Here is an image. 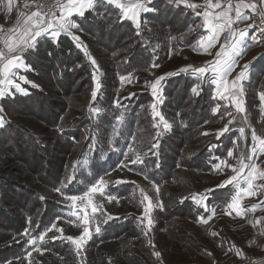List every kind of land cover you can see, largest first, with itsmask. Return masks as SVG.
Here are the masks:
<instances>
[{
	"label": "trees",
	"instance_id": "1",
	"mask_svg": "<svg viewBox=\"0 0 264 264\" xmlns=\"http://www.w3.org/2000/svg\"><path fill=\"white\" fill-rule=\"evenodd\" d=\"M101 1L97 0L89 12L73 19V23L82 29L81 38L88 49H107L105 54L94 52L103 76L93 68L83 41L78 40L76 45L71 36H63L57 45L43 41L25 53L38 87L27 89V95L7 96L1 101L0 264H88L95 262V255L101 257L100 264H108L116 256L110 253L112 248L118 250L129 236L144 230L137 214L113 216L101 207L100 231L90 232L79 251L64 239L66 236L39 242L40 235L65 217L67 195H82L125 163L129 172L143 182L162 187L177 178L179 169L212 176L218 172L216 158H222L231 145L224 136L214 157L209 152L212 134L206 135L207 129L224 116L213 113L220 103L213 97L208 76L197 80L195 74L186 73L166 80L158 108L162 119L153 118L148 108L138 112L140 106L148 107L153 102L148 90L138 96L130 94L125 107L113 106L118 99V76L152 71L167 56L166 44L170 42L159 40L157 45L149 29L167 31L174 40L172 46L181 51L196 50L195 44L203 32L197 31L190 38L179 36L183 31L180 26L166 25L157 13L149 12H164L160 5L164 6L165 0L148 5L141 14L139 28L125 19L119 8L100 4ZM168 10L172 19L176 9L172 6ZM85 22L87 25L83 26ZM161 36L165 33L161 32ZM108 38L112 47L106 43ZM85 77L92 91L97 77L102 82L94 109L90 108L91 95L81 96L86 92ZM143 82L152 83L147 77ZM124 110L131 112L123 116V112L127 114ZM165 119L171 128L165 126ZM185 145L187 152H183ZM133 159L137 163L131 164ZM141 186L136 180L114 178L108 183L106 196L113 197L116 203L136 201ZM227 191L217 187L182 196L162 210L165 221L175 223L185 218L206 228L218 217L209 220L213 211L218 215L225 213L231 197ZM201 198L206 208L199 205ZM172 230L167 234L174 236L178 231ZM183 234L192 245L200 247L195 239ZM133 237L128 238L129 242L137 236Z\"/></svg>",
	"mask_w": 264,
	"mask_h": 264
},
{
	"label": "rangeland",
	"instance_id": "2",
	"mask_svg": "<svg viewBox=\"0 0 264 264\" xmlns=\"http://www.w3.org/2000/svg\"><path fill=\"white\" fill-rule=\"evenodd\" d=\"M94 1L96 3L97 0H92V4L94 3ZM146 1L148 2L147 4L150 5L155 4L156 1L160 0H117L118 3L129 5L135 4L137 2L142 4L143 7L139 10V16L137 17V20L139 21V27L141 24V14L145 9H147L145 7ZM165 1L164 6L160 5V10H165L164 12L159 13L153 11L152 9H150L149 12H153V14L157 13L166 25L176 28L177 26H180L183 31L181 33L182 35L179 36L190 38L192 34L196 33L197 31H204L203 27H201L202 20L200 19V14L204 12V7L202 6L204 0ZM103 2L109 4L107 0H102L99 3L103 4ZM36 3H42L46 11L49 9V6H51L52 11L55 12L56 10L60 13L61 11H63L60 5L65 4L57 3V1L52 3L46 0H35V2L34 0H11V4H9V0H0V37L14 35V33H9L10 29H16V32L18 33L22 29V23L25 19V17L21 16V13H30L32 11H35ZM191 3L201 5V7L198 8L199 10H197V8H194L198 12L188 7V4ZM25 4H28L27 8L24 7ZM111 5L118 8L115 3ZM172 6L176 9L175 13L177 14H175V16H173L171 19L170 14H168V12L171 11L168 9L172 8ZM9 7L11 8L10 11ZM92 8L93 5L91 7H85L83 9V12H89L88 10H91ZM119 10L121 11V13L123 12V10H121L120 8ZM74 13L75 12H73V14ZM130 15L131 14L129 13V16ZM123 17L132 22L135 28H139L137 27L136 20L127 18L124 15ZM18 20L21 21L20 26L17 25ZM69 21L74 24L75 27L70 28V30L74 34L67 36H71L73 39L74 37H78L79 39H74L76 45H78L77 41L82 40V29L71 20ZM85 25H87L86 22L83 26ZM161 32H164L165 36H161ZM149 33L156 41L157 45H159V40H166L167 42H170L166 44L165 52L167 56L162 61V63L155 67L152 71H136L125 76L119 74L120 77L116 75V77L118 76L119 78V85L116 89L118 99L116 98L114 100L115 103L112 104L115 107H125L124 104L126 100L130 98V94L136 93V95L138 96V94H143V90H148L149 93L152 94V84L155 83V81L159 77L163 76L164 79L160 80L159 84L156 85V95L154 96L152 94L153 102H150L148 104V107L140 106L138 108V112L148 108L152 113L151 115L153 116V118L157 119L161 118V114L157 116L156 113H159L158 108L163 101V83H165L166 80L180 74L183 75L186 73H193L194 68L205 67L207 70H209L208 66H210L213 56H211V54L208 52L207 41L204 42L202 47L196 46V50L192 49L188 51H181L172 46L174 40H171L167 31H164L163 29L155 30L154 28H152L149 29ZM110 41V38H108L106 40V43L110 47H112L113 44H111ZM82 43L85 48L87 47L92 62H95L93 63V68L97 69L100 76L102 77L103 73L100 71V68L97 65L98 61L94 57V52L105 54L108 53L107 49L104 48L99 50L93 48V51L92 49H88L87 43L85 41H83ZM3 47V43L0 42V48ZM76 48L78 49V46H76ZM201 48H205V50L202 51ZM28 49L29 48L25 47L23 52H26ZM80 51L84 52L82 47ZM29 54L30 53H28L27 55ZM22 65L23 66L21 67V69L15 70L17 74L13 78V84H0V88L5 89V95L3 97H6V95L9 97L15 95H27V89H34L38 87V85L33 81L35 74L34 71H32L31 66L29 67L27 65L26 67L23 63ZM125 68H128V65ZM195 76L196 77L194 78H197L198 80L201 79V76H204V73L201 74L197 72ZM20 77H24L25 79L22 80L20 79ZM146 77L149 78L152 83H148L147 85L145 84L146 82L141 83V80H145ZM101 83L102 82L100 77H97L94 80V88L92 91V88H90L89 85H86L87 77H85L84 79V90L86 92H83L81 96L85 95L86 97H88L91 95V101H93L92 105L90 106L91 109H94L98 106L96 98L97 94H99L102 89ZM16 85H18V87H16ZM97 85H99V87H97ZM125 91L127 92L125 93ZM93 92L96 93L95 98H93ZM3 97H0V101L3 99ZM246 101L251 106L255 104L253 100L249 99ZM153 106H155L154 110ZM249 110L251 112L250 108ZM130 112L131 111L127 112V114H124L123 112V116L128 115ZM133 114L135 115L136 113L133 112ZM254 116L257 117V115ZM224 117H222V119L217 123L213 124L211 128L209 127L207 129L206 135L210 136V134H212V137L209 139V144L211 145L209 152H212V157H214L215 153L221 149L220 140L222 141L223 139H225L224 136H226V134L228 133H226V131H221L227 125ZM165 120L166 122H168L167 119ZM229 121L232 122V116L229 117ZM168 124L170 125L169 122ZM1 125L2 119L0 118V126ZM256 133L255 135L258 139H254V141L258 143L260 136L262 135V133H264V130L263 132H259L260 135ZM242 144H244V141H242ZM187 149L188 146L185 145V147L183 148V152H187ZM243 149L244 148L240 145L237 151L241 152L243 151ZM253 150H255V148H253ZM225 155L222 158H216L215 170L218 171L217 174L212 176L207 174L199 175L191 170L179 169L177 171V178L173 179L168 186L163 187L156 185L155 183L150 181L143 182L141 178L138 177V175L129 172L128 166H125V163V165H123V168H119L117 172L103 178V180L105 181L103 193H101L100 191L92 193V205L96 207L95 214L92 213L91 206H87L86 202L78 200L73 206V202L66 198L64 201L67 205V212L65 214V217L57 221L55 227H52L51 229L46 231L43 234L44 239L42 241L39 239V242L56 240L64 236H80L84 228L82 221L79 219V216L82 214V210L87 211V214L89 216V231L94 233L95 227L98 226L100 228L99 212H101V207H104L105 211L111 213L113 216H118L120 214H124L125 212L136 213L140 224L144 227L143 231H139L129 236L133 239V236H137L134 241L129 242L130 240H128V237L125 240L126 243L124 242L118 245V250H114V248L111 249L110 253L113 252V254H116V256L111 261H109L108 264H244L251 260L256 261L257 264H264V210L251 214V217L246 220H237L235 215L228 214L231 211L229 208H226L225 213L219 214L218 217H216L213 222L209 223V226L206 228L197 227L194 225V223L185 218L175 220V223H171V221L167 222L165 221L166 216L162 213V210L165 207L173 204L174 201L177 202L180 197L194 192L203 193L207 190L212 191L216 189L218 185L222 184L225 180L229 179L230 176L234 174L232 168L229 167V165H233L236 168H239L240 165L238 163V158L240 157V155L238 158L232 160L231 162H225ZM221 161H224L225 163H220ZM218 164L219 167H217ZM256 165L258 169L264 170V155ZM12 167L15 166L13 165ZM119 177L127 181L136 180L138 183L143 184V186H141L140 188V193L138 194V199L136 201L127 202L128 200H126L124 202L118 201V203H116L113 197L106 196V188L108 186V183L111 182L114 178L116 179ZM254 182H259L264 189V180L257 179ZM225 186L220 188H226ZM145 197H147L148 199H145ZM173 197H175V199L171 201ZM164 200H166L167 203ZM200 200H198V202ZM203 203H205L204 199ZM203 203L199 202V204ZM15 207L16 205L13 208ZM146 209L147 213L145 214ZM149 220L151 221V224H149ZM169 223L170 226L167 225ZM171 228L173 230H178L174 232V236H172L171 234H167V232H169ZM183 232H185L188 238L195 239V243L198 242L200 244V247L192 245L189 239L184 236ZM53 237H55V239H53ZM132 243H135V245H133ZM156 252L160 253L159 257L155 255ZM94 257L95 262L90 261V263L88 264H100L99 261L101 257H98L96 255Z\"/></svg>",
	"mask_w": 264,
	"mask_h": 264
},
{
	"label": "snow or ice",
	"instance_id": "3",
	"mask_svg": "<svg viewBox=\"0 0 264 264\" xmlns=\"http://www.w3.org/2000/svg\"><path fill=\"white\" fill-rule=\"evenodd\" d=\"M107 2L109 4L115 3L118 8L123 10L122 14L127 18L136 20L137 27H139V21L137 20V17L139 16V10L143 7L142 4L137 2L135 4L129 5L118 3L117 0H107ZM261 2L264 3V0H261ZM9 4H11V0H9ZM91 6L92 0H66L65 4L60 5L63 11H61L59 16H57L56 13L52 11L51 6H49V9L46 11L42 3H36L35 11H32L30 13L22 12L21 16L25 17L22 23V29L18 33L16 32V29H10L9 33H14V35L0 37V42H2L4 45L3 48H0V84L7 83L11 85L14 83L13 78L17 74L15 70L23 66L20 53L23 52L25 47L34 48L36 39L42 34L50 33L51 35L56 36L59 35L60 32H66L70 28L75 27L74 24L67 20V17L71 16L73 12H76L79 15H83V9L85 7ZM24 7L27 8L28 4H25ZM188 7L199 8L201 7V5L191 3L188 4ZM203 7V16L205 17L207 29L210 34L205 36L201 40V45H203L204 41L206 40L208 42L207 47H213L214 44L218 41V34L224 31L225 27L233 31L234 34L235 30L232 29V25L237 21L247 20L249 18L242 11V9L255 10L257 5L251 2L246 3L245 0H235V3L233 2V0H226V3L222 2V0H216L215 3H213L212 0H206V3ZM217 9L219 11H216ZM10 10L11 8L9 7V11ZM233 12L235 13L234 16L232 15ZM129 13L131 14L130 16ZM17 25H21L20 20L17 21ZM243 35L244 33L241 31L240 36L243 37ZM74 39L79 38L74 37ZM231 47L233 53H235L236 45L233 44ZM240 54L242 55L243 53ZM221 55L227 58L224 60L225 66L220 71V79L218 82L223 88L224 92L231 93V96H236L239 91H242V89L239 87V84L246 75L248 65L246 64L241 66V71L237 73V75L231 81V84H229L226 77L230 75V73L234 70L235 62H229L230 54L224 50V46H221L220 51L216 53L217 57H220ZM93 63L95 62L93 61ZM219 67L220 60L217 59V64L213 67L212 70L217 71ZM193 71L203 74L207 71V69L205 67H199L194 68ZM20 79L23 80L25 78L20 77ZM162 79H164L163 76L159 77L155 81V83L152 84V94L154 96L156 95V85L159 84L160 80ZM16 87H18V85H16ZM97 87H99V85H97ZM4 95L5 89L0 88V97H3ZM95 96L96 93L93 92V98H95ZM261 98L264 99V97ZM237 106L239 105L237 104ZM154 108L155 106H153V110ZM240 110L242 111L243 109ZM0 111H2V109H0ZM227 114L231 115V112H228ZM156 115L159 116L160 114L156 113ZM165 126L170 127V125H167V122H165ZM221 131H227V127H225ZM253 139H258L255 133H253ZM259 144L260 151L264 153V138H259ZM228 155L232 156V153L229 152ZM137 159L131 160L130 163H137ZM220 163L225 162L221 161ZM238 163L240 165L239 168H236L233 165H229V167L232 168L234 174L231 175L230 178L225 180L222 184L218 185V187H224L225 185L231 184L236 189H238V192L233 198H231V202L228 204L229 209H239L242 196L245 194H251L255 190L253 181L257 179L264 180V170L258 169L257 165L254 162L245 163V158L241 155L238 158ZM119 166L120 165H118V167ZM217 167H219V164L217 165ZM245 169H248V174H245ZM104 185L105 181L101 178L82 195H67V199L73 202V206L78 200L86 202V205L91 206V211L93 214H95L96 207L92 205L91 195L92 193H96L98 191L103 193ZM145 199L148 198L145 197ZM199 202L203 203V198H201ZM146 213L147 209L145 210V214ZM228 214L231 215V212H229ZM79 219L84 225L81 235L78 237H64V239L76 245L77 251H79L83 243H85L86 240L90 238L89 216L86 210H82V214L79 216ZM149 224H151L150 220ZM52 227H55V225H53ZM95 231L99 233L100 229L98 226L95 227ZM38 239L42 241L44 239L43 235H40ZM53 239H55V237H53ZM31 242L35 244L36 241L32 240ZM155 255L159 257L160 253L156 252Z\"/></svg>",
	"mask_w": 264,
	"mask_h": 264
},
{
	"label": "crops",
	"instance_id": "4",
	"mask_svg": "<svg viewBox=\"0 0 264 264\" xmlns=\"http://www.w3.org/2000/svg\"><path fill=\"white\" fill-rule=\"evenodd\" d=\"M92 5H95V1ZM148 5L149 4H147L146 1L145 7L147 8ZM257 7L255 10L242 9V11L249 18L247 20L237 21L232 25V29L235 30L234 34L233 31L229 30L227 27H225L224 31L218 34V41L213 47H208V52L211 54V56H213L212 62L210 66H208L209 70L204 73V76H201V80L206 76L210 77L211 86L213 88V97L217 102L220 103V105L213 110V113L216 115L222 113L221 115L225 116L224 118L227 122L226 133H228L226 136L227 139L231 141V145L227 146L225 162H231L232 160L238 158L239 155H242L245 158V163L254 162L257 164L264 155V153L260 151L259 141L257 143L253 139V133L257 132L258 135H260L259 132H263L264 130V99L261 98L264 97V39L262 38L261 33L255 30L252 25L253 16L257 11ZM216 11L219 10L217 9ZM86 13L87 12H85L84 15ZM232 15L234 16L235 13L233 12ZM200 16V19L202 20L201 27H203L204 31H202L203 35L197 40L195 46L202 47L201 40L210 33L208 32L203 12L200 14ZM76 17L80 18L82 15H79L75 12L71 16H68L67 20H71L73 22V19ZM241 31L244 33L243 37L240 36ZM71 34L72 31L70 29L66 32H60V34L56 36H53L50 33L42 34L36 39L35 45L36 43L43 41L57 45L61 37ZM204 42H206V40ZM233 44L236 45L235 53H233L231 47ZM221 46H224V50L230 54L229 62H235L234 70L226 77L229 84H231V81L237 75V73L241 71V66L246 64L248 65L246 75L239 84V87L242 89V91H239L236 96H231V93L224 92L223 88L218 82L220 78V71L225 66L224 60L227 58L223 55L220 57L216 56V53L220 51ZM30 49L32 48H29L26 52H28ZM201 49L202 51L205 50V48ZM26 52H23L20 55L22 58V63L27 67L25 61ZM240 53L243 54L241 55ZM217 59L220 60V67L217 71H213L212 69L214 66H216ZM19 69H21V67ZM193 73L197 74V72ZM6 97H3V99ZM249 99L253 100L255 104L252 106L249 105V103L246 101ZM237 104L239 106H237ZM249 108L251 109V112ZM240 109L243 110L241 111ZM228 112H231V115H228ZM254 115H257V117ZM230 116H232V122L229 121ZM260 138H264V133H262ZM242 141H244V144H242ZM240 145L244 149L243 151L238 152L237 150ZM253 148H255V151H253ZM229 152L232 153V156L228 155ZM245 174H248V169H245ZM253 186L255 190L251 194H245L242 196L239 209H230L231 214L235 215L237 220H246L251 217V214L264 210V189L259 182L253 181ZM225 187L228 190L227 193L229 192L231 196L228 202L229 204L231 202V198H233L238 192V189H236L231 184L226 185ZM199 205L203 208H206V202ZM215 216H218V214L213 211L209 220Z\"/></svg>",
	"mask_w": 264,
	"mask_h": 264
},
{
	"label": "built area",
	"instance_id": "5",
	"mask_svg": "<svg viewBox=\"0 0 264 264\" xmlns=\"http://www.w3.org/2000/svg\"><path fill=\"white\" fill-rule=\"evenodd\" d=\"M46 1H50V2H55L57 1V3H66V0H46ZM235 0H233L234 2ZM213 3L216 2V0H212ZM222 2L226 3V0H222ZM246 3L251 2V3H255L258 7H257V11L253 16V21H252V25L253 28L257 31H259L262 35V38L264 39V3L261 2V0H245ZM206 3V0H204V3L202 4V6H204ZM196 10V9H195ZM197 10H199L197 8ZM55 13L57 16L60 15L59 11L55 10ZM244 264H257L256 261L251 260L247 263Z\"/></svg>",
	"mask_w": 264,
	"mask_h": 264
},
{
	"label": "bare ground",
	"instance_id": "6",
	"mask_svg": "<svg viewBox=\"0 0 264 264\" xmlns=\"http://www.w3.org/2000/svg\"><path fill=\"white\" fill-rule=\"evenodd\" d=\"M234 3H235V1H234Z\"/></svg>",
	"mask_w": 264,
	"mask_h": 264
}]
</instances>
